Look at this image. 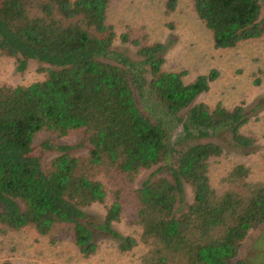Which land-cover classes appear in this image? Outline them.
Segmentation results:
<instances>
[{"label": "trees", "instance_id": "obj_1", "mask_svg": "<svg viewBox=\"0 0 264 264\" xmlns=\"http://www.w3.org/2000/svg\"><path fill=\"white\" fill-rule=\"evenodd\" d=\"M110 1L0 0V53L18 71L42 64L38 79L0 85V232L29 227L50 243L69 235L88 257L102 231L120 252L142 246L137 264H243L244 237L264 223V177L250 179V168L236 162L218 190L210 169L224 152L219 139L255 146L241 131L248 113L199 100L216 69L186 81L185 70L164 67L165 43L142 31L117 34ZM191 1L215 48L264 36V0ZM176 3L166 0L167 10ZM116 38L136 56L114 49ZM40 131L81 132L88 149L77 155L52 140L34 144ZM46 150L58 153L43 164ZM144 169L150 173L136 185ZM94 204L104 207L101 219L89 211ZM127 205L137 235L113 228Z\"/></svg>", "mask_w": 264, "mask_h": 264}, {"label": "rangeland", "instance_id": "obj_2", "mask_svg": "<svg viewBox=\"0 0 264 264\" xmlns=\"http://www.w3.org/2000/svg\"><path fill=\"white\" fill-rule=\"evenodd\" d=\"M107 20L118 33L132 30L145 32L148 41L166 44L164 67L167 70H185L184 79L192 80L196 75L216 69L218 77L210 83L199 100L213 105L217 101L230 107L241 104L249 120L241 128L242 133L254 136V147L241 149L233 146L227 138L219 139L224 147L222 156L212 160L210 178L213 186L220 190L219 178L236 162L250 168V179L264 177V36L241 42L232 48H215L210 32L196 16L191 0H177L172 11L166 8V0H111ZM113 48L135 57V47L119 38ZM39 62L29 61L24 71H18L13 57L0 53V85L29 83L41 74ZM258 79V80H257ZM52 140L55 144L70 147L72 154H85L88 149L85 134L70 133L60 137L47 131H40L34 144ZM58 152L46 150L42 163H47ZM150 173L142 170L135 184H139ZM186 201L191 192L186 187ZM89 211L101 219L104 207L94 204ZM133 205H127L120 220L113 228L121 234L137 235L139 227L133 223ZM98 249L88 257L82 256L71 237L66 235L54 243L47 236L38 235L27 227L18 231L0 232V263L3 259L12 264H137L143 251L137 246L128 252H120L116 240L106 232L96 234ZM238 261L243 264H264V223L251 228L239 249ZM237 264V263H235Z\"/></svg>", "mask_w": 264, "mask_h": 264}]
</instances>
